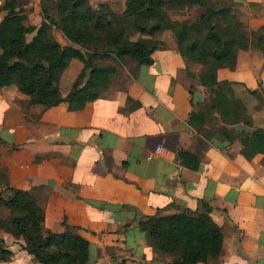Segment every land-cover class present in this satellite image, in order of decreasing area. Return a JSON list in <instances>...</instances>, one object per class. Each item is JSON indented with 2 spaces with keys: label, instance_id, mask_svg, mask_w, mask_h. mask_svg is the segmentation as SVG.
Instances as JSON below:
<instances>
[{
  "label": "crops",
  "instance_id": "obj_1",
  "mask_svg": "<svg viewBox=\"0 0 264 264\" xmlns=\"http://www.w3.org/2000/svg\"><path fill=\"white\" fill-rule=\"evenodd\" d=\"M51 1L18 0L27 9L25 23L40 25L42 6ZM106 1L117 3L119 11L124 8V0ZM175 1L165 3L174 22L195 20L204 11L190 0ZM232 2L235 5H221L237 9L249 46L235 48L228 60L218 63L216 76L234 82L236 95L249 101L252 125H227L234 128L230 136L210 103L197 106L195 101L205 87L197 76L210 69L209 58L189 50L188 43L179 50L173 30L153 34L160 44L151 63L130 56L99 58L112 64L114 72L99 95L79 109H68L65 101L47 107L29 103V96L13 84L0 88V138L9 142L0 164L7 168L11 184L30 190L51 230H63L60 222L66 218L95 242L100 261L102 253L111 261L116 247L152 246L139 219L158 209L173 213L209 207L223 234L222 250L216 258L192 264H264V153L245 157L237 132L264 127V105L250 109L257 99L247 91L264 93V0ZM195 11L198 15L190 16ZM4 15L0 10V21ZM54 33L65 37L59 30ZM76 58L60 78L74 65L69 88L83 72V62ZM192 110L204 111L199 126L189 123ZM179 148L198 155L197 169L180 163ZM9 233L0 229L12 250L0 264H38L24 250V239ZM100 261L92 264L107 262Z\"/></svg>",
  "mask_w": 264,
  "mask_h": 264
},
{
  "label": "trees",
  "instance_id": "obj_2",
  "mask_svg": "<svg viewBox=\"0 0 264 264\" xmlns=\"http://www.w3.org/2000/svg\"><path fill=\"white\" fill-rule=\"evenodd\" d=\"M165 3L166 0H124L122 11L115 12L107 1L92 5L89 0H52L50 5L42 6L41 24L31 25L25 23L27 9L18 0H2L0 10H4L5 15L0 21V88L13 84L29 96V103L47 107L65 101L68 109H79L99 95L114 72L112 64L100 63L99 58L130 56L138 63H151V54L160 44L153 34L169 28L174 31L179 50L185 49L188 43L189 50L209 58L210 69L199 73L197 78L210 90V107L224 124L225 135L230 136L234 130L229 125L241 122L251 126L247 105L236 95L234 82L216 76L218 63L228 60L235 48L249 46L244 22L231 7H218L210 0H190L202 6L203 13L195 20L174 22ZM125 23L130 32L139 33L136 38H130L127 31L119 27ZM54 29L70 43L62 45L55 39ZM29 33L32 35L28 38ZM74 57L83 62V72L63 95L59 81ZM247 91L256 97V109L264 105V95L259 90ZM203 119L204 111L192 110L189 114L192 125L199 126ZM237 132L245 157L264 153V127L240 128ZM176 157L190 169L199 166L198 155L190 150L179 148ZM0 171L3 177L0 229L22 236L23 248L38 264H85L89 259V240L71 227L61 231L45 230L43 207L30 190L9 182L7 168L1 164ZM209 211V207L173 213H161L158 209L139 219L138 225L149 233L159 253L172 257L165 264L206 262L218 257L223 246L220 226ZM11 254L12 250L0 237V259Z\"/></svg>",
  "mask_w": 264,
  "mask_h": 264
},
{
  "label": "rangeland",
  "instance_id": "obj_3",
  "mask_svg": "<svg viewBox=\"0 0 264 264\" xmlns=\"http://www.w3.org/2000/svg\"><path fill=\"white\" fill-rule=\"evenodd\" d=\"M90 1L91 0H89V2ZM210 1H215L217 3L216 5H218V4H220V5L223 4L224 5V4H227V3L234 4L232 2L233 0H210ZM100 2H102V1L100 0ZM174 2H176V1L175 0H168V3H174ZM107 3L109 4V6H110L112 11L120 12L118 10V7H117L118 4L117 3L113 2V1H107ZM92 5H96V4H92ZM236 10H235V12H236ZM242 12H244V11H242ZM197 15H198V11H195L194 13L190 14V16H192V17L193 16L196 17ZM237 15L239 16L238 13H237ZM42 19H44V18H42ZM188 20H189V18L186 19V21H188ZM31 25H35V24H31ZM119 27H122L123 29H125L127 31L128 36L130 38H136L139 35V33H137V32L136 33L130 32V29L128 28L126 23L125 24H121V25L119 24ZM171 30L172 29H169V28H164L163 29V31H171ZM31 34L32 33L28 34V38L31 36ZM53 35H54L55 39H57L62 45H66L68 43L66 38L64 37L65 38L64 39L59 33H54L53 32ZM76 59H78V58H76ZM73 70H74V65H72L70 67V69L68 71V75H66L65 77H63L59 81V85H60V88H61V91H62L63 94L66 93L67 89L69 88L68 81H69L70 73L72 74ZM200 91L201 92L197 93L198 96H197V98L195 100L198 103L197 106L202 105L204 102H209V103L212 102V95L210 93V90L207 87H203ZM259 93L261 95H264V93L261 92V91H259ZM245 103L249 104V101L247 100V102H245ZM254 107H255V105L253 107L250 106V109H254ZM247 110H248V107H247ZM0 137H2V136H0ZM0 140H2V139L0 138ZM8 143L9 142H8V140L6 138H4V141L2 143H0V156H1L2 149L4 147H6L5 144L9 145ZM2 144H4V146H1ZM10 147H11V145H10ZM0 162H1V159H0ZM2 170H3V168L1 169V171ZM2 178L3 177L1 176L0 177V185H3ZM3 212H5V211L3 210ZM63 220H65V223H63ZM63 220L60 222V227L61 228L64 229V228H70L71 227L73 230L78 231L75 226H73L71 223H69L66 220V218L63 219ZM44 228H45V230H48V229L51 230L52 229L49 224H45ZM2 230L4 232H7V230H5L3 228H2ZM134 232H137V231H134ZM134 232L127 231V234L128 235H132ZM140 232L141 231L138 230L137 233H140ZM11 234L12 233H9V236H12ZM83 235H85V234H83ZM150 246H148V247H145V246L130 247V245H129V246L120 247V248L116 247V249H114L115 254L110 255L111 256V258H110L111 261H109V260L107 261V257L103 253L100 254V255L103 256L102 257V261H100V259H98L99 252L96 251L97 250V246L95 245V242L93 243V241L91 239H89V259H88V261L85 264H87V263L92 264V263H94V262H96L98 260L100 261L99 263H104V262L107 261L106 264H147L146 261L148 262V264H165L166 261L171 260V258H172L171 256H169V255H161L160 253H158V251L154 248L153 245L151 247ZM24 250L27 251L26 249H24ZM124 254H126L127 256L122 260L121 258H122V256ZM8 257H9V255H8ZM8 257H6L5 259H7ZM163 258H164V260H163ZM32 260H33V258H32Z\"/></svg>",
  "mask_w": 264,
  "mask_h": 264
},
{
  "label": "built area",
  "instance_id": "obj_4",
  "mask_svg": "<svg viewBox=\"0 0 264 264\" xmlns=\"http://www.w3.org/2000/svg\"><path fill=\"white\" fill-rule=\"evenodd\" d=\"M162 149H163V148H162L161 146L157 147V150H158V151H162Z\"/></svg>",
  "mask_w": 264,
  "mask_h": 264
}]
</instances>
